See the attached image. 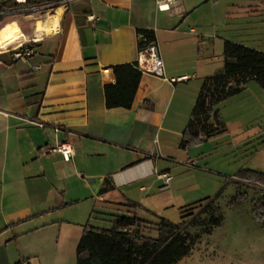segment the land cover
Returning a JSON list of instances; mask_svg holds the SVG:
<instances>
[{
    "label": "crops",
    "instance_id": "obj_1",
    "mask_svg": "<svg viewBox=\"0 0 264 264\" xmlns=\"http://www.w3.org/2000/svg\"><path fill=\"white\" fill-rule=\"evenodd\" d=\"M60 12L31 20L19 42L41 39L27 62L0 54V264H76L86 225L109 229L115 215L150 221L138 210L155 214L161 206L145 199L147 190L161 189L162 173L171 176L177 163L196 166L194 152L222 137L239 146L264 135L258 125L233 136L240 111L218 103L224 127L179 146L202 82L223 71L224 42L264 51V0H175L170 10L156 0H71ZM139 29L154 32L164 74L142 71L131 106L107 108L111 66L137 60ZM250 81L264 112V87ZM61 143L72 148L69 160ZM249 164L242 168L264 173ZM173 184L171 176L162 190ZM87 199L91 207L77 219L66 215Z\"/></svg>",
    "mask_w": 264,
    "mask_h": 264
},
{
    "label": "rangeland",
    "instance_id": "obj_2",
    "mask_svg": "<svg viewBox=\"0 0 264 264\" xmlns=\"http://www.w3.org/2000/svg\"><path fill=\"white\" fill-rule=\"evenodd\" d=\"M18 18L21 19L19 24L10 23L0 31V48L17 45L25 34L29 35L31 20L38 19L39 14ZM257 91L254 81H250L247 82V89L219 102L220 107L225 105L226 109L235 107L240 111L239 115L234 116L237 125L233 126L231 132L237 138L258 131V125L264 126V112L252 98L257 95ZM246 100L251 102L250 110H245ZM263 138L264 135L251 143L235 146L229 136L222 137L211 149V145L206 144L204 155L193 149L196 166L187 167L177 163L176 169L171 171L174 178L172 189L162 190L156 186L147 190L145 201L156 199L161 206L155 210V214L140 208L139 216L152 222L164 217L173 223L180 221L184 206L206 197L212 198L221 191L218 197L202 206L185 226L184 231L191 236L192 246L190 252L176 264H264V228L254 221L251 214V201L263 192L261 188L235 180L227 183L246 162L264 167ZM237 192L246 199L233 202L232 197ZM83 206L91 207L90 200L73 203L66 215L77 219ZM217 219L220 221L215 225Z\"/></svg>",
    "mask_w": 264,
    "mask_h": 264
},
{
    "label": "trees",
    "instance_id": "obj_3",
    "mask_svg": "<svg viewBox=\"0 0 264 264\" xmlns=\"http://www.w3.org/2000/svg\"><path fill=\"white\" fill-rule=\"evenodd\" d=\"M138 32L144 34L147 43L156 41L152 30L139 29ZM143 45L144 42L138 41V48ZM223 55V71L202 82L179 141L182 148L198 144L224 127L214 106L244 89L248 80L254 79L264 87V51L225 41ZM111 68L115 81L104 85L105 106L129 108L142 71L136 61L114 64ZM232 180L261 188L263 193L251 201V214L264 228V173L241 168ZM220 193L184 206L178 223L164 217L152 222L135 215H115L109 229L86 225L76 245V264H176L192 246L191 236L184 231L185 226L202 206ZM243 199L246 197L238 192L232 197L235 203ZM219 221L217 219L214 224L218 225Z\"/></svg>",
    "mask_w": 264,
    "mask_h": 264
},
{
    "label": "built area",
    "instance_id": "obj_4",
    "mask_svg": "<svg viewBox=\"0 0 264 264\" xmlns=\"http://www.w3.org/2000/svg\"><path fill=\"white\" fill-rule=\"evenodd\" d=\"M71 0H0V31L10 23L19 24L20 18L26 16H32L37 14H43L47 12H53L55 10H61L60 16L68 8V4ZM175 0H156L158 9L170 10ZM41 39V38H40ZM40 39H29L19 42L17 45H9L5 48H0V54H10L15 60H22L27 62L28 59L35 53V44ZM144 42V45L139 48L137 56V66L141 71L150 73L155 76H163L164 67L160 57L156 41L147 43L143 33H139V42ZM181 80H185L186 76H181ZM57 149L61 151L65 160H69L73 151L68 143H61L57 146ZM193 164V162H191ZM162 179L161 188H167L171 176L164 172L160 175ZM15 264H29L27 262H19Z\"/></svg>",
    "mask_w": 264,
    "mask_h": 264
}]
</instances>
